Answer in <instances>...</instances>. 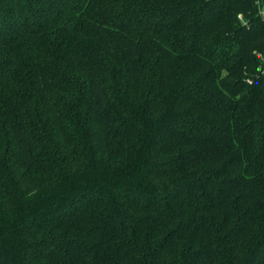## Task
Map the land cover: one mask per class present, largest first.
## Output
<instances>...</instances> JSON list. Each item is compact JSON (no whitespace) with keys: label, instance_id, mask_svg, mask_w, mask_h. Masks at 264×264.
Here are the masks:
<instances>
[{"label":"trees","instance_id":"16d2710c","mask_svg":"<svg viewBox=\"0 0 264 264\" xmlns=\"http://www.w3.org/2000/svg\"><path fill=\"white\" fill-rule=\"evenodd\" d=\"M264 0H0V264H264Z\"/></svg>","mask_w":264,"mask_h":264},{"label":"built area","instance_id":"2783aa9c","mask_svg":"<svg viewBox=\"0 0 264 264\" xmlns=\"http://www.w3.org/2000/svg\"><path fill=\"white\" fill-rule=\"evenodd\" d=\"M262 16H263V18H264V8H263V10H262Z\"/></svg>","mask_w":264,"mask_h":264}]
</instances>
